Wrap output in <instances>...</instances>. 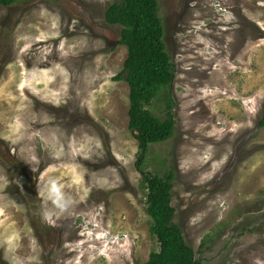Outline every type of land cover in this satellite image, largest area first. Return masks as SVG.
Here are the masks:
<instances>
[{"label": "rangeland", "instance_id": "374dc122", "mask_svg": "<svg viewBox=\"0 0 264 264\" xmlns=\"http://www.w3.org/2000/svg\"><path fill=\"white\" fill-rule=\"evenodd\" d=\"M112 1L0 4V264H140L158 249ZM158 2L175 126L144 170L173 173L175 221L203 264H264V0Z\"/></svg>", "mask_w": 264, "mask_h": 264}, {"label": "trees", "instance_id": "16d2710c", "mask_svg": "<svg viewBox=\"0 0 264 264\" xmlns=\"http://www.w3.org/2000/svg\"><path fill=\"white\" fill-rule=\"evenodd\" d=\"M17 0H0L9 6ZM109 24L121 26L120 43L127 47V57L115 79H124L129 86L128 128L138 143L137 167L143 174L146 189L150 233L158 249L151 251L140 264H203L195 257L171 206L174 175L149 173L144 163L150 144L173 135L175 120L170 89L175 80V66L164 41L165 28L159 15L158 0H113L105 10ZM165 103V117L153 110L157 100ZM264 124V113L258 125Z\"/></svg>", "mask_w": 264, "mask_h": 264}, {"label": "clouds", "instance_id": "9594fccd", "mask_svg": "<svg viewBox=\"0 0 264 264\" xmlns=\"http://www.w3.org/2000/svg\"><path fill=\"white\" fill-rule=\"evenodd\" d=\"M48 196L52 199L53 204L60 209L61 212L65 211L70 205V200L64 196L61 191V188L58 185V182L55 179H50L47 183ZM43 218L49 222L52 221L53 212L49 210H44ZM117 238V239H115ZM119 238H122V235H114L110 237L111 243L117 242ZM100 239H104L102 236Z\"/></svg>", "mask_w": 264, "mask_h": 264}]
</instances>
